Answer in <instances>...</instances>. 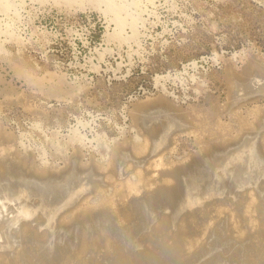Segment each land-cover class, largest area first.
<instances>
[{"label": "rangeland", "instance_id": "374dc122", "mask_svg": "<svg viewBox=\"0 0 264 264\" xmlns=\"http://www.w3.org/2000/svg\"><path fill=\"white\" fill-rule=\"evenodd\" d=\"M262 112L264 0H0V264H264Z\"/></svg>", "mask_w": 264, "mask_h": 264}, {"label": "bare ground", "instance_id": "6f19581e", "mask_svg": "<svg viewBox=\"0 0 264 264\" xmlns=\"http://www.w3.org/2000/svg\"><path fill=\"white\" fill-rule=\"evenodd\" d=\"M192 63H194V62H192ZM253 64V63H252ZM251 65V64H250ZM252 66V65H251ZM229 68V67H228ZM225 71H229L228 69L226 70L225 69ZM225 71H224V73H225ZM230 71H232V70H230ZM230 71L229 72H226L223 76H224V79H226L227 81L228 80H232L231 79V77H232V74L230 73ZM233 72V71H232ZM225 80V81H226ZM257 89V88H256ZM251 90V89H250ZM243 92V91H242ZM235 94V93H234ZM230 103V102H229ZM234 103V102H233ZM243 104V103H242ZM217 108V107H216ZM194 110V108H191L190 110ZM224 110V109H223ZM235 110V109H234ZM195 112V111H194ZM193 112V113H194ZM199 112V111H198ZM198 112H195V113H198ZM252 112V111H251ZM250 112V113H251ZM256 111H254V113H255ZM261 111H259V113H260ZM199 113H201V112H199ZM224 113V112H223ZM262 113H264V112H262ZM218 114V113H217ZM239 114V113H238ZM203 116H204V114H202ZM235 115H236V113H235ZM235 115H234V117H235ZM240 115V114H239ZM239 115H237V116H239ZM242 115V114H241ZM240 115V116H241ZM257 115H260V114H258L257 113ZM257 115H256V113H255V117H257ZM210 116V115H209ZM239 116V117H240ZM243 116V115H242ZM246 116V115H245ZM251 116V115H250ZM250 116L248 117V118H250ZM254 116V115H253ZM262 116H264V115H262ZM194 117L196 118V114H194ZM198 117V116H197ZM200 117V118H199ZM198 117V120H200L201 119V115ZM244 117V116H243ZM259 117V116H258ZM203 118V117H202ZM214 117H212L211 119H213ZM216 118V117H215ZM214 118V119H215ZM217 118H218V116H217ZM217 118H216V120H217ZM232 118H233V116H232ZM246 118V117H245ZM245 118H243V120L245 119ZM251 118H253V117H251ZM205 119V118H204ZM219 119V118H218ZM236 119V118H235ZM240 119V118H239ZM253 119H255V118H253ZM198 120H196V121H198ZM215 120V121H216ZM184 121V120H183ZM187 121V120H186ZM195 121V122H196ZM210 121H212V120H210ZM213 122V124L212 125H214V126H216V127H218L217 125H215L214 123H216V122ZM222 121V120H221ZM236 121V120H235ZM249 121V120H248ZM248 121H246L248 124H246V128H247V125H250V124H252V122L254 121V120H252V121H250V124H249V122ZM195 122L194 121H192V123L193 124H195ZM200 122V121H199ZM202 122V124H204L203 122H205V123H210V122H208V121H201ZM201 122L199 123V124H201ZM217 122H218V120H217ZM238 122V124H241V125H239L240 127H242V124L243 123H241V122H239V121H237ZM187 123H189V122H187ZM190 123H191V121H190ZM191 123V124H192ZM221 123L222 122H220V125H221ZM224 123H226V122H224ZM224 123H222V125L224 124ZM255 123H258V122H256L255 121ZM255 123H253V125L255 124ZM199 124H197V122H196V125L197 126H199ZM201 124V125H202ZM211 124V123H210ZM227 124H228V122H227ZM226 124V125H227ZM237 124V123H236ZM196 125H194V127L196 126ZM206 125V124H205ZM205 125H203L204 127H205ZM221 125V126H222ZM225 125V124H224ZM223 126L224 127V130H225V127H227V126ZM228 125H230V124H228ZM252 125V127H254ZM180 126V125H179ZM191 126V125H190ZM196 126V127H197ZM207 126V125H206ZM209 126H211V125H209ZM213 126V127H214ZM232 126V125H231ZM204 127L202 128L203 130H204ZM212 127V128H213ZM223 127H218L219 129H221V128H223ZM233 127V126H232ZM249 127V126H248ZM251 127V126H250ZM259 127V126H258ZM2 128V127H1ZM198 128H200V127H198ZM198 128H196V129H198ZM200 128V130H202ZM212 128H210V130L212 129ZM218 128H216L217 130L216 131H218L219 129ZM229 128V127H228ZM236 128H238V127H236ZM245 128V126L243 127V129ZM192 129H194L193 128V126H192V128L190 129V127H189V131H191ZM213 129H215V128H213ZM232 128L230 127V129L229 130H231ZM238 129H240V128H238ZM248 129V128H247ZM246 129V130H247ZM250 129H252V128H250ZM186 129H184L183 131H185ZM199 130V129H198ZM197 130V131H198ZM202 130V131H203ZM207 130H209L208 128H207ZM209 130V131H210ZM253 130V129H252ZM255 130H257V129H255ZM1 131V130H0ZM182 131V132H183ZM188 131V130H187ZM188 131V132H189ZM196 131V130H195ZM194 130H193V132H195ZM196 131V132H197ZM208 131V132H209ZM215 131V130H214ZM237 131H239V130H237ZM240 131H241V129H240ZM243 131V130H242ZM242 131H241V134H242ZM2 132V131H1ZM1 132H0V135H2L1 136V138L3 137H5V134L3 135V133L1 134ZM180 132V131H179ZM195 132V137L197 136L196 133ZM205 132V131H204ZM204 132H200L198 135L199 136H197V138H195V139H198V137H200V138H202L203 137V135L202 134H207V133H204ZM211 132V131H210ZM219 132V131H218ZM218 132H213V130H212V133H215V134H217ZM221 132H223V131H221ZM221 132H219V133H221ZM228 132V131H227ZM247 132V131H246ZM251 132V131H250ZM254 131H252V133H253ZM7 133H9V132H7ZM171 133V132H170ZM184 133H186V132H184ZM190 133H192V131L190 132ZM202 133V134H201ZM218 133V134H219ZM226 132H224V133H221L222 134V137L224 138L225 136H223L224 134H225ZM237 133V132H236ZM244 133V132H243ZM248 133V132H247ZM202 135V137H201V135ZM209 134V133H208ZM214 134V135H215ZM217 134V135H218ZM145 135V134H144ZM193 135V134H192ZM217 135H215V136H217ZM226 135V134H225ZM234 135V134H233ZM233 135H231L230 136V139H231V137H233ZM11 136V135H10ZM10 136H8L9 138V140H10V138L12 137H10ZM169 136V135H168ZM209 136H212V135H210L209 134ZM209 136H207V137H209ZM219 136V135H218ZM235 136V135H234ZM247 136V135H246ZM236 137H238V136H236ZM249 137V136H248ZM261 137V136H260ZM6 139H7V137H5ZM165 138V137H164ZM6 139H5V141H6ZM205 140H206V138H204ZM210 139V138H209ZM222 139V138H221ZM233 139V138H232ZM234 139H236V138H234ZM233 139V140H234ZM253 139V138H252ZM4 140V139H3ZM227 140V139H226ZM238 139H236V141H237ZM1 141V140H0ZM197 141H199V139L197 140ZM201 141V140H200ZM216 141H218V140H216ZM229 141H231V140H229ZM228 141V142H229ZM2 142H4V141H2ZM220 142H224L223 140H220ZM225 142H227V141H225ZM227 142V143H228ZM119 143V142H118ZM126 143V142H125ZM171 143V142H170ZM230 143V142H229ZM235 143V142H234ZM240 143V142H239ZM245 143V142H244ZM4 144V143H3ZM172 144V143H171ZM216 144V143H215ZM220 143H219V141L217 142V144L216 145H219ZM226 144V143H225ZM224 144V145H225ZM233 144V143H232ZM242 144V143H241ZM119 145V144H118ZM211 145V144H210ZM227 145V144H226ZM237 145V144H236ZM122 146V145H121ZM121 146L119 145V146H117L116 148L114 147V149L112 148V153H110L111 154V156H110V161H109V165H108V169H107V171H109L110 173H114V169H115V165H116V160H117V154H118V152L117 151H119L118 149H120L121 148ZM142 146V145H141ZM214 145H212V147H213ZM220 146H221V144H220ZM234 146V145H233ZM244 146V145H243ZM136 147V146H135ZM223 147V146H222ZM226 147H228V145L226 146ZM160 148V147H159ZM211 148V147H210ZM218 148H219V146H218ZM217 148V149H218ZM236 148V147H235ZM214 149V148H213ZM230 149V148H229ZM209 150V149H208ZM222 150H225V149H222ZM227 150V149H226ZM234 151V149H230V151ZM110 151V152H111ZM126 151V150H125ZM201 151V150H200ZM203 151V150H202ZM211 151H213V150H211ZM229 151V152H230ZM236 151V150H235ZM221 152V151H220ZM17 153V152H16ZM122 153H123V151H122ZM237 153V152H236ZM261 153V152H260ZM18 154V153H17ZM133 154V153H132ZM159 154H160V152H159ZM159 154H157V156L159 155ZM219 154V153H218ZM223 154V153H222ZM222 154H221V156H222ZM226 154V153H225ZM232 154H233V152H232ZM262 154H264V153H262ZM79 155H80V150L78 149V147H75V149H73V153H72V156H74V158H75V160L76 159H78L79 158ZM161 155V154H160ZM227 155V154H226ZM14 156V155H13ZM225 156V155H224ZM24 157V156H23ZM135 157V156H134ZM201 157V156H200ZM199 157V158H200ZM218 157H219V155H218ZM21 158V157H20ZM25 158V157H24ZM123 158V157H122ZM121 158V159H122ZM157 158H159L160 160H162L161 158H160V156L159 157H157ZM186 158V157H185ZM195 159L194 160H196V157H194ZM217 158V157H216ZM222 158V157H221ZM225 158V157H224ZM224 158H222V160H224ZM231 158V157H230ZM22 159V158H21ZM159 159H155V157H154V160H159ZM189 159V158H188ZM219 159V158H218ZM217 159V160H218ZM228 159H229V157H228ZM190 160V159H189ZM188 160V161H189ZM5 161V160H4ZM9 161V160H8ZM14 161V160H13ZM122 161V160H121ZM147 161V160H146ZM163 161V160H162ZM169 161V160H168ZM191 161H193V158H192V160H190L189 162H191ZM228 161V160H227ZM239 161V160H238ZM153 162V161H152ZM165 162V161H164ZM170 162H175V161H172L171 159H170ZM170 162L168 163L169 165H170ZM199 162V161H198ZM218 162L219 161H217V164H218ZM224 162V161H223ZM1 163V162H0ZM5 163V162H4ZM133 163V162H132ZM145 163V162H144ZM156 163V162H155ZM159 163L161 164V162L159 161ZM158 163V164H159ZM176 163V162H175ZM187 163V162H186ZM239 163H240V161H239ZM15 164V163H14ZM24 164H26V163H24ZM93 164V163H92ZM136 164V163H135ZM163 164V163H162ZM161 164V165H162ZM172 164V163H171ZM177 164V163H176ZM181 164V163H180ZM179 164V165H180ZM184 165L183 166H187V164L185 165V163H183ZM224 164V163H223ZM226 164V163H225ZM19 165H21V164H19ZM18 165V166H19ZM89 165H91L90 163H89ZM98 165V164H97ZM155 165V164H154ZM161 165H160V167H161ZM165 165H167V162L165 163ZM173 165V164H172ZM175 165V164H174ZM178 165V164H177ZM197 165V164H196ZM34 166V165H33ZM100 166V165H99ZM156 166H157V164H156ZM159 166V165H158ZM217 166H219V165H217ZM237 166V165H236ZM6 167V166H5ZM89 167V166H88ZM97 167V166H96ZM95 167V168H96ZM165 167H168V166H165ZM180 167V166H179ZM179 167H178V170H179ZM182 167V166H181ZM2 168V167H1ZM0 168V169H1ZM41 168V167H40ZM82 168V167H81ZM120 168V167H119ZM154 168H155V166H154ZM154 168H152V169H154ZM185 168V167H184ZM13 169V168H12ZM85 169V168H84ZM155 169H158V167L157 168H155ZM154 169V170H155ZM175 169V167L173 168V167H171L170 168V166H169V168H167V169H161V170H159L158 171V175H156L157 176V178H158V180H162V181H164V179L163 178H166L167 180H168V178H172V177H174L173 175H175L176 174V171L178 172V170H174ZM177 169V168H176ZM7 170V169H6ZM5 170V171H6ZM37 170H39V169H37ZM82 170V169H81ZM151 172H152V170H150ZM157 171V170H156ZM8 172V171H7ZM19 172V171H18ZM31 172V171H30ZM135 172V171H134ZM0 173H2V172H0ZM39 173H41V172H39ZM145 173H147V172H145ZM149 173L150 172H148L147 173V175H149ZM11 174V173H10ZM14 174V173H13ZM45 174V173H44ZM37 175V174H36ZM40 175V174H39ZM51 175V174H50ZM142 175V174H141ZM144 175H146V174H144ZM12 176V175H11ZM30 176V175H29ZM44 176V175H43ZM138 176H139V174H138ZM38 178H39V176H37ZM144 177V176H143ZM146 177V176H145ZM144 177V178H145ZM2 178V177H1ZM46 178V177H45ZM56 179V178H55ZM143 179V178H142ZM156 179V178H155ZM61 180V179H60ZM71 180V179H70ZM115 180V179H114ZM141 180V179H140ZM127 181V180H126ZM214 182V181H213ZM2 183V182H1ZM138 184H142V183H137V185ZM145 184V183H144ZM153 184V183H152ZM179 184V183H178ZM137 185H135V186H137ZM240 185V184H239ZM243 185V184H242ZM134 186V187H135ZM5 188V187H4ZM124 188V187H123ZM133 188V187H132ZM6 189V188H5ZM137 189V188H136ZM247 189V188H246ZM141 190V189H140ZM121 191H123V190H120L119 192L122 194V192ZM103 192V191H102ZM116 192H118V191H116ZM115 192V193H116ZM125 192V191H124ZM4 193H6V192H4ZM8 193V192H7ZM114 193V194H115ZM176 193V192H175ZM229 193V192H228ZM119 194V193H118ZM216 194V193H215ZM117 195V194H116ZM116 195L114 196V198L116 199ZM253 195V194H252ZM39 196V195H38ZM87 196V195H86ZM112 196V195H111ZM118 196V195H117ZM171 196V195H170ZM254 196V195H253ZM2 197H4V196H1L0 197V213H4L3 215H1L0 216V237L2 236V234H3V229L2 228H5L6 230L8 229V227H9V225H13V224H17L18 223V221L21 219V218H23V217H25L26 215H28V213H29V211H28V209H26V206H25V208H23V207H21V206H19L18 204H16V206H15V208L13 209V208H11V199H8V197H6V200H5V198H4V200L2 199ZM70 197V196H69ZM121 197H122V195H121ZM85 198V197H84ZM112 199V200H115V199ZM37 199V198H36ZM104 199V198H103ZM119 199V198H118ZM118 199H117V202H118ZM121 199V198H120ZM154 199V198H153ZM162 199V198H161ZM106 200V203L108 204V202H109V204H110V200L109 201H107L108 199H105ZM185 200V199H184ZM75 201V200H74ZM85 201V200H84ZM202 201V200H201ZM20 202V201H19ZM113 202V201H112ZM116 200L114 201V204L116 205ZM136 202V201H135ZM103 203V202H102ZM105 203V202H104ZM157 204V203H156ZM218 204H220V203H218ZM78 205V204H77ZM84 205V204H83ZM97 205V204H96ZM225 205V204H224ZM251 205H253V204H251ZM86 207L88 206V205H85ZM103 206V205H102ZM250 206V205H249ZM101 207V206H100ZM150 207V206H149ZM179 207V206H178ZM82 208L84 209V207L82 206ZM76 209V208H75ZM96 209V208H95ZM105 209V208H104ZM193 209V208H192ZM215 209V208H214ZM218 209V208H217ZM81 210V209H80ZM94 210V209H93ZM160 210V209H159ZM2 211V212H1ZM76 211V210H75ZM88 211V210H87ZM95 211V210H94ZM99 211V210H98ZM163 211V210H162ZM253 211V210H252ZM15 212V213H14ZM79 212V211H78ZM81 212V211H80ZM93 212V211H92ZM13 213L15 214V215H13ZM167 213V212H166ZM201 213V212H200ZM249 213V212H248ZM85 214V213H84ZM60 215V214H59ZM251 215V214H250ZM72 216V215H71ZM232 216V215H231ZM61 217H63V216H61ZM60 217V218H61ZM64 218V217H63ZM62 218V219H63ZM73 218V217H72ZM75 218V217H74ZM77 218V217H76ZM254 218V217H253ZM29 220V219H28ZM22 220H20V222H21ZM35 221V220H34ZM58 221V220H57ZM217 221V220H216ZM23 222V221H22ZM25 222V221H24ZM62 222H63V220H62ZM26 223H28V222H26ZM73 224V223H72ZM171 224V223H170ZM237 224V223H236ZM252 224V223H251ZM257 224V223H256ZM58 225V224H57ZM235 225V224H234ZM262 225H264V224H262ZM16 226V225H15ZM20 226V225H19ZM21 226H22V224H21ZM50 226V225H49ZM260 226V225H259ZM17 227H18V225H17ZM28 227V226H27ZM46 227V226H45ZM87 227V226H86ZM214 227V226H213ZM224 227V226H223ZM10 228V227H9ZM14 228V227H13ZM30 228V227H29ZM237 228V227H236ZM11 229V228H10ZM16 229V228H15ZM20 229V228H19ZM25 229H26V225H24L23 224V226H22V233L21 234H23L24 232H25ZM47 229V228H46ZM82 229V228H81ZM159 229H161V228H159ZM27 230V229H26ZM55 230V229H54ZM84 230V229H83ZM97 230V229H96ZM203 230V229H202ZM227 230V229H226ZM239 230H241V229H239ZM13 231V230H12ZM17 231V230H16ZM181 231V230H180ZM231 231V230H230ZM8 232H11L10 230L8 231ZM14 233H15V231H13ZM34 232V231H33ZM73 232V231H72ZM83 232V231H82ZM205 232V231H204ZM235 232V231H234ZM12 233V232H11ZM37 233V232H36ZM199 233V232H198ZM26 234V233H25ZM35 234V233H34ZM39 234V233H38ZM78 234V233H77ZM228 234V233H227ZM244 234V233H243ZM8 235V234H7ZM15 235H16V233H15ZM14 235V236H15ZM184 235V234H183ZM236 235V234H235ZM13 236V235H12ZM16 236H18V235H16ZM30 236V235H29ZM33 236V235H32ZM45 236V235H44ZM181 236V235H180ZM197 236V235H196ZM20 237V236H19ZM37 237V236H36ZM41 237V236H40ZM46 237V236H45ZM66 237V236H65ZM160 237V236H159ZM163 237V236H162ZM188 237V236H187ZM10 238V237H9ZM42 238V237H41ZM85 238V237H84ZM200 238V237H199ZM87 239V238H86ZM175 239H176V237H175ZM190 239V238H189ZM15 240V239H14ZM36 240V239H35ZM43 240V239H42ZM56 240V239H55ZM67 240V239H66ZM187 240V239H186ZM198 240V239H197ZM200 240V239H199ZM13 241V240H12ZM39 241H40V239H39ZM95 241V240H94ZM190 241H191V239H190ZM208 241V240H207ZM184 243V242H183ZM74 244V243H73ZM89 244V243H88ZM18 245V244H17ZM81 245H83V244H81ZM80 245V246H81ZM143 245V244H142ZM196 245V244H195ZM8 246V245H7ZM63 246V245H62ZM84 246H85V244H84ZM23 247V246H22ZM42 247V246H41ZM88 247H90V246H88ZM93 247V246H92ZM105 247V246H104ZM194 247V246H193ZM220 247V246H219ZM8 248H9V246H8ZM7 248V249H8ZM12 248V247H11ZM17 248V247H16ZM26 248H27V246H26ZM39 248V247H38ZM106 248V247H105ZM10 249V248H9ZM107 249V248H106ZM187 249V248H186ZM192 249V248H191ZM19 250V249H18ZM23 250V249H22ZM34 250V249H33ZM35 250H37V249H35ZM39 250V249H38ZM74 250V249H73ZM17 251V250H16ZM32 251V250H31ZM48 251V250H47ZM113 251V250H112ZM155 251V250H154ZM175 251V250H174ZM3 252H5V251H3ZM12 252V251H11ZM11 252H9V255H10V253ZM24 252V251H23ZM28 252V251H27ZM30 252V251H29ZM41 252H42V250H41ZM14 253H16L15 251H14ZM20 253H21V251H20ZM34 253V252H33ZM48 253V252H47ZM79 253H81V251H79ZM189 253V252H188ZM231 253V252H230ZM4 254V253H3ZM2 254V255H3ZM6 254V253H5ZM22 254V253H21ZM45 254V253H44ZM172 254V253H171ZM7 255L8 254H6L5 256L7 257ZM16 255V254H15ZM77 255V254H76ZM13 256V255H12ZM18 256H20V255H18ZM26 256V255H25ZM46 256V255H45ZM63 256V255H62ZM3 257V256H2ZM9 257V259H10V256H8ZM30 257H32V255L30 256ZM39 257H40V255H39ZM38 257V258H39ZM65 257V256H64ZM69 257V256H68ZM79 256H77V258H78ZM41 258H43V256L41 257ZM71 258V257H70ZM69 258V259H70ZM76 258V259H77ZM8 259V258H7ZM15 259V258H14ZM25 259V258H24ZM16 260V259H15ZM44 260H46V259H44ZM74 260V259H73ZM2 261V260H1ZM14 261V260H13ZM26 261V260H25ZM52 261V260H51ZM163 261H164V259H163ZM4 262V261H3ZM9 262V261H8ZM15 262V261H14ZM21 262V261H20ZM2 263V262H1ZM11 263H13L12 261H11ZM17 263H19V262H17ZM33 263V262H32ZM58 263V262H57ZM6 264V263H5ZM61 264V263H60ZM101 264V263H100Z\"/></svg>", "mask_w": 264, "mask_h": 264}]
</instances>
